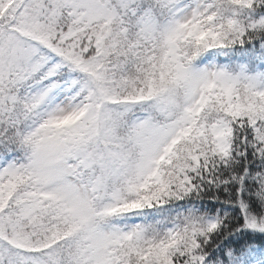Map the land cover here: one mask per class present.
Listing matches in <instances>:
<instances>
[{
    "label": "snow or ice",
    "instance_id": "6c2138e0",
    "mask_svg": "<svg viewBox=\"0 0 264 264\" xmlns=\"http://www.w3.org/2000/svg\"><path fill=\"white\" fill-rule=\"evenodd\" d=\"M0 264H264V0H0Z\"/></svg>",
    "mask_w": 264,
    "mask_h": 264
}]
</instances>
